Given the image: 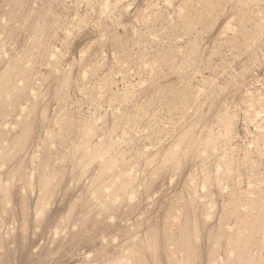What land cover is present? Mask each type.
Returning a JSON list of instances; mask_svg holds the SVG:
<instances>
[{
    "label": "rangeland",
    "instance_id": "374dc122",
    "mask_svg": "<svg viewBox=\"0 0 264 264\" xmlns=\"http://www.w3.org/2000/svg\"><path fill=\"white\" fill-rule=\"evenodd\" d=\"M0 264H264V0H0Z\"/></svg>",
    "mask_w": 264,
    "mask_h": 264
}]
</instances>
